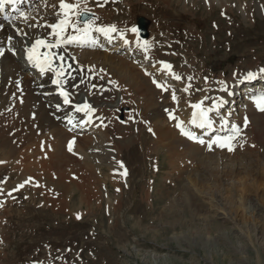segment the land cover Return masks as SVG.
Instances as JSON below:
<instances>
[{"label":"rangeland","instance_id":"obj_1","mask_svg":"<svg viewBox=\"0 0 264 264\" xmlns=\"http://www.w3.org/2000/svg\"><path fill=\"white\" fill-rule=\"evenodd\" d=\"M120 1L101 0L102 7L93 2V7L89 9L93 10L89 12L91 19L96 10L102 9L113 12L112 19L118 24L125 25V20L128 19L129 29L136 28V16L143 15L147 19L149 42L154 41L156 44H153L154 47L145 48L142 54L153 50L155 54L162 55L158 57L159 66L153 73L155 72V77L160 80L161 74L165 73V77L168 75L166 78L169 79L161 80L165 82V85H161L162 88L151 83L149 77L147 78L138 67L143 65V59L147 55L141 57L140 54H136L135 58L129 55L124 59L127 66L135 68L138 75L147 79L152 88L155 87L152 92L157 108L155 119L168 123L173 130H176L172 124L174 120L170 122L166 116L175 114L177 119L184 120V116L188 118L192 113L187 115L188 109L191 110L190 105L202 101L201 98L207 96L203 95L205 91L202 89L206 83L198 90L199 71L204 73L207 79L214 74L209 81L213 82L214 87L223 82L226 89H231L238 79L245 80L250 71L259 72L264 69V0H220V4V1H215L213 6L207 5L208 0H182L184 3L176 0V2L171 0L172 3L165 0ZM129 5L132 7L129 13L132 19L127 10ZM156 21H159L160 26L156 38H153ZM177 23H180V26ZM109 27L105 25V28ZM117 28L119 29H116V33L129 37L126 29L120 26ZM171 28L182 29L177 33L170 30ZM192 31L199 34H191ZM191 35L197 36L198 42L191 41ZM181 36L188 38L183 42ZM105 43H103L105 49L98 46L102 52L106 50L117 57L124 53L128 54L125 47ZM146 44L150 45L148 40ZM132 61L142 64L133 65ZM161 61H165L163 64L171 63V69L166 71L159 69ZM194 61L197 64L192 69L196 72L192 75L194 85L190 90L189 84L183 83L187 78L182 77L191 74V63ZM117 63L122 68V64ZM181 66L190 68V72ZM179 68L181 73L178 72ZM173 75L179 76L182 80L173 79ZM255 78L251 83L238 82L236 86L238 95L234 100L231 99V108L237 107L234 111H230V104L217 108L218 112L214 116L218 117H215V121L220 123L219 116L224 117L225 123L229 125H226L228 130L217 133L219 125H213L210 129L205 128L207 130L204 134L198 132L194 135L196 139L191 140L192 142L183 135L181 138L179 137L181 135L165 136L159 124L156 134H151L148 127L151 119L144 114L150 111L148 112L145 107L131 108L130 105L135 106L141 96L136 95L135 101L130 99L129 85L125 83L123 86L125 105L122 104L115 112L118 117L124 119V116L129 118V110L132 109V118L137 120L131 127L134 143L132 146H122L121 152L119 148L112 149L122 154L121 160L126 175L122 174L123 176L119 177L106 163L99 164L96 168L99 181L94 184L95 188L90 184L86 186L87 188L83 187L85 191L77 190L78 192L74 191L72 195L69 192L71 190L64 191L62 185L57 187L49 178H45V175L39 174L38 172H41L39 164L37 169L34 168V173H27L29 163L26 162L29 160L34 164L35 161L34 158L26 159L23 148L28 149L29 143L32 144L34 140L38 142V136L44 134V131L41 133L39 131L34 140L27 139L26 127L23 126L22 129L19 128L20 125L12 127L9 125L11 121L6 120L4 129L0 128V174L5 175L9 181L8 184H4L7 188L14 186V189L30 190L32 203L26 211L25 207L21 206H8L5 211L2 210L0 264H264V177L260 176L254 183V190H250L248 182H252V178L249 176L246 179L247 172H242L230 180L221 172L225 163H233L235 166L243 163L259 168L264 175V112L255 106V101L264 96V89L260 94L256 93L257 97L255 93H252L254 94L252 97L249 95L250 100L241 91L246 84L264 83L262 73ZM173 80L180 83H173ZM169 84L171 86H168ZM185 86L189 91H183ZM173 93L177 98L174 105ZM226 96L227 93L222 94V100ZM211 98L208 97L205 101L209 102ZM236 99L241 102L235 101ZM178 103L184 105L182 110L176 106ZM209 115L211 116L210 113ZM135 126L137 130L141 129L140 134L136 132ZM233 126L239 130L238 133L232 131ZM17 130H20L19 133ZM87 130L82 133L89 134ZM65 131L74 133L69 128H65ZM14 133L19 135L20 142ZM90 133L96 135L95 137H101L98 135L99 131ZM117 135L115 136L119 138L120 135ZM226 136L236 137L231 141L233 154L226 148L213 144L217 138ZM244 138L247 142L243 141ZM200 139H204L205 142L198 143ZM240 139L243 148L242 146L240 148L237 141ZM5 141L9 148L12 144L17 145L22 149V153L17 157H10L5 150L4 154L5 148L2 147V143ZM37 142H34L31 148L37 149L35 148ZM39 144L44 145L45 141L40 140ZM43 153L40 154V158L44 157ZM211 154L218 158L217 168L211 161L207 162L210 168H206V163L199 162L205 157L207 160ZM5 158L6 160H3ZM238 168V172L242 171V168ZM230 171L229 168L225 175H229ZM55 174L56 178L61 176L58 170ZM24 177L27 178L26 181ZM66 178L67 180L73 178V181L77 179L76 176ZM187 179L199 182L198 196L192 198L193 206L190 207L185 206L184 199H181L184 192L183 184ZM21 184L23 187H19ZM120 187L122 192H119ZM96 193L99 195L98 198ZM78 195L83 199V203L79 201ZM20 196L13 201L24 203ZM207 197H211V201L207 202ZM245 201H250L255 209L249 210L250 207L248 208ZM117 203L119 206H116ZM12 207L24 212H13ZM205 207L210 209L216 207L225 216L211 212L206 216L199 214L206 211ZM15 229H19V232L13 234Z\"/></svg>","mask_w":264,"mask_h":264},{"label":"bare ground","instance_id":"obj_2","mask_svg":"<svg viewBox=\"0 0 264 264\" xmlns=\"http://www.w3.org/2000/svg\"><path fill=\"white\" fill-rule=\"evenodd\" d=\"M30 1H31L30 7H26L24 5L21 6L20 11H23L24 13L23 15L12 14L10 19H6V20L2 19L0 16V52H2V49L4 48L3 54L0 55V128H2L1 130L4 129V126H6L5 124L6 120H8V122L11 121L9 125L12 127L20 125L19 128L22 129L24 126L28 130L27 139H31V140H34L36 138V134L39 131L40 133L41 131H44L43 132L44 134L38 136L39 137L38 142L34 140V142H37V146H35V148L37 149L31 148L34 142L32 144L29 143V145L27 143L28 149L24 150L23 148V154L26 156V159L32 160L34 158V161L36 163L33 164L32 161L29 162V160L28 162H26L27 164L29 163L27 169L28 174L34 173L35 169H37V165L39 164L41 169V172L40 171L38 172L39 174L45 175V178H49L57 187L58 185L59 186L62 185L64 191L71 190L69 191L71 195L74 193V191L78 192L77 190H84V188L90 184H92L93 188H95L94 184H96L97 181H99V179H97V172H96V168L99 166V164L106 163L107 167H109L111 170H115L118 176L122 177L124 175L123 173H126L124 164L121 160L122 154L119 153L118 150L112 148L113 147L119 148L121 152L122 146L133 145L134 138H133V132L131 131V127L133 126L134 122H137V120L132 118L131 115L132 109L129 110V118L124 116V119L118 117L117 113L115 112L117 108L119 110L121 105L126 102L123 91V86L125 83L129 85L130 99L135 101L136 95L141 96V98L137 100L135 106H133L132 104L130 105L131 108H136L137 106L139 109H142L145 107L147 111L148 110L150 111V113L145 112L144 114L148 115L149 118L151 119L148 126L151 134L153 133L156 134V131L158 130L157 124L160 125V128L162 130H164V135L165 136L167 135L168 137H178L179 135H181L180 131L179 130L177 131L175 127L178 122H182V126H184L186 129L195 128L189 123V121L192 118V113L194 111L193 108H192V113L190 115L189 113L191 112V110L190 108L188 109L187 111V115H189L188 118H185L184 116V120H180L177 118L175 119V122L172 124H174L176 130L170 128L168 123L161 122L160 120H156L155 115L157 114L156 113L157 108L155 106L154 99L152 97L153 88L155 89V87L153 86L152 88L150 84L147 83V79L138 75L135 68L131 69L129 66H127L126 65L127 62L124 58L117 57L114 55V53H108L106 50L102 52L98 48V45L94 46L90 42H85L84 44H69V45H65L63 48H54V49L41 48V53L49 52L55 54V56H53V63H52V67L54 69L60 71L61 68H63V72L59 76V78H57L55 73L52 72H45L44 74H41L39 68L34 67L28 61L27 49L31 47V45L36 39H44L49 37L51 33V29L44 27V25H49L57 22V17L55 13L59 11L58 6L60 4V0H30ZM165 1L172 3L171 0H165ZM176 1L179 3L183 2L182 0H176ZM215 1H220V0H208L207 5L210 4V6H213L215 5ZM66 2L73 3L74 0H66ZM220 3L221 1L219 2V4ZM92 7H93V0H80L79 7L76 8L75 10L76 14L72 16V19L73 21L76 22V26L78 28H84L86 27V25L85 24L81 25L82 23L79 21L77 14L81 12L83 9L89 10ZM130 8L132 10L131 6ZM96 14H97L96 17L93 18V20H90L94 27L105 28V25L107 24L110 27L114 26L116 29H119L117 28L119 26L125 29V25L118 24L115 22V20L112 19L114 15L113 12H106L104 9H102V10H96ZM126 33H128L130 36L132 32L127 29ZM68 34L78 35V33L72 31V29H69L68 32L65 34V36ZM133 34L135 35V33ZM107 35L108 38H106L101 33H97L93 31L90 33V39H94L96 43L100 44L101 46H104L103 43H105V41L103 42V40H106L107 43L112 42L117 44L115 47H120L121 45L125 46V41H122L125 39L126 41H129V44L131 46H128L129 48H127V52H126L128 54H124V56L125 55L131 56L133 52L136 53L140 52L142 54L145 51V47H143V45H147L146 44L147 41L145 44H143V40H141L140 38H138L137 40L135 38L131 40H127V36L125 37V34L124 35L118 34L116 32H109ZM114 35L116 39H113ZM122 35H123V39L119 40L121 39ZM52 39L54 40L55 37H52ZM74 47L76 49H74ZM80 47H83V49L79 50ZM88 48H92V50ZM60 55L64 57L63 60H59L55 58L56 56H60ZM146 55L147 57L146 58L144 57L146 60L144 61V64L141 65V67H144L148 71L147 72L143 71V72L146 74L147 78L149 77L148 79L151 81L152 84L154 85H156V83H159L160 85L164 84L165 82H161L160 79L155 77L156 73L155 72H154L155 74L153 73V71H157L156 69L159 66L158 59L155 57L154 51L153 50L150 51L149 54L147 53L142 54V56H146ZM74 56H76L75 63L72 61ZM41 59H43V57H41ZM117 62H120L122 64V68L121 65H119ZM112 63H115V65H112ZM78 66H80L79 69ZM250 72L254 75L256 74V71L254 72L250 71ZM260 73L262 72L261 71L257 72V74ZM262 74L264 77V73ZM167 76L168 75H166V77ZM56 79H59L60 82L59 86L56 83H53V80ZM240 80L241 79H238L237 81ZM153 81H156V83H154ZM235 84L236 83H234V86L231 90L233 93V97L236 94ZM168 86L171 85L169 84ZM59 87H63L68 91L66 95L70 99L69 103H64V97L61 94L57 93L56 90ZM116 87L118 88V90ZM185 88H187V91H189L187 86H185ZM261 89H264V83L260 82L258 83V85L256 84H252V86L247 85V87L243 88V91H249V92L252 91L250 92V94L253 93V91H255V93L258 94V92ZM4 92L5 95H3ZM142 95L145 96L142 97ZM231 99L234 100L235 98H231ZM73 103L79 104L78 107H83L84 105H88L91 111L85 110V111L77 112L76 108L70 106V104ZM173 117H176V115L174 114ZM210 120L212 122V126L216 125L212 119ZM223 121L224 120H222L221 124H219L218 128L220 129H218L217 133H219L220 131L223 133L224 131L228 130L227 129L228 125ZM87 127H89L88 128L89 134L82 133V130H85V128L87 130ZM65 128L72 129V132L74 133L66 132ZM95 130L99 131L98 135H101V137H95L96 135L94 136L90 133V131L95 132ZM140 131L141 129L140 130L136 129V132H139V134ZM202 131H206L205 128L204 129L196 128L194 132L195 134H197L198 132H202ZM1 134L4 135L3 132ZM117 134L120 135L119 138L115 136ZM14 135L16 139L18 138L17 139L18 142H20L19 135L17 133H14ZM179 137L181 138L182 135ZM247 138L248 136H246V139ZM246 139L244 138L243 141L247 142ZM40 140H44L45 144L44 145L39 144ZM69 141L73 142L71 151H69L67 148V144ZM237 141L240 144V148L241 146L243 148L244 146L241 145L242 139ZM6 142L7 141L2 143L3 144L2 147L5 148L3 153L6 150L8 152L7 154L10 157L12 156L17 157V155H20L22 153V149L19 148L17 145L12 144L9 148ZM246 142L243 143L245 144ZM23 144H21V146L25 147ZM194 145H196V143ZM94 148H97V150H95ZM237 151H241V150H237ZM42 152H44L43 153L44 157L40 158L39 156L40 154H42ZM231 154H233V152H231ZM6 158L3 160H6ZM205 158L199 162L206 163L207 164L206 168H210V165L207 163L210 161L212 162V164H214L215 168L218 167V164L216 163V160H218V158L215 155L211 154L210 156L207 157V160ZM262 160L263 158H261V161ZM122 164L123 167H121ZM238 167L242 168V171L238 172L239 171ZM229 168L231 169V171L228 173L229 175H225L226 171L229 170ZM57 170L60 171V175H61L58 176V178H56L57 176L55 177L56 175L55 173H57ZM221 172L223 173L222 175L227 176L229 180L234 179L237 175L239 176L240 173L242 172L244 173L247 172L246 179H248L249 176L250 178H252V182H248L249 183L248 187H250V190L251 189L254 190L255 188L254 183L257 181V179L260 176L264 177V175L262 174L259 168H255L253 165L250 166L249 164H243V163H239L236 166L233 163L231 164L225 163V165L221 169ZM51 176L53 179H51ZM70 176L71 177L76 176L77 178L76 181H73L74 180L73 178L72 180L69 178L67 180L66 177H70ZM26 180L27 178L24 181ZM197 183L194 180L187 179V181L183 184L184 192L181 195V199H184L185 201L184 205L187 207L193 206L192 198L194 197L196 198L198 196ZM123 185L121 186L123 187ZM9 189H14V186ZM245 189L247 190L248 188L245 187ZM119 192H122L121 187ZM96 195L98 198L99 195L97 193ZM119 197L121 198L120 195ZM78 199L80 202L83 203V199L79 197V195H78ZM208 200L211 201V197L209 198L207 197V202ZM245 202L248 204L247 205L248 208L250 207L249 210L255 209V206H253V204H251L250 201L249 202L245 201ZM116 206H119V203H117ZM202 211H204V209ZM210 212L221 216H225V214L222 212L220 213L216 207L212 209H210V207L206 208V211L201 213L199 212V214H205L206 216L207 214L210 215L209 214Z\"/></svg>","mask_w":264,"mask_h":264},{"label":"snow or ice","instance_id":"obj_3","mask_svg":"<svg viewBox=\"0 0 264 264\" xmlns=\"http://www.w3.org/2000/svg\"><path fill=\"white\" fill-rule=\"evenodd\" d=\"M98 6H103L101 0H96ZM21 3V0H0V14H3L5 11V7L7 5H13V4H19ZM80 0H74L73 3H68L66 0H60L59 4V11L55 13L57 17V22L49 25H44V27H47L51 29V33L48 38L44 39H36L35 42L31 45L30 48L27 49V59L28 61L34 66L39 68V71L41 74H44L45 72H52L55 73L57 78L62 74L63 68H61L60 71H57L52 67L53 63V56H55L54 53L49 52H43L40 53L38 50L41 48L44 49H54V48H63L65 45L69 44H84L85 42H90L91 44H95L96 41L94 39H90V33L95 31L97 33H101L106 38H108L109 32H115L116 28L114 26H111L109 28H100V27H94L92 22L89 20H84L83 23L86 25L84 28H78L76 26V22L73 21L72 16L76 14L75 10L79 7ZM15 11V9H13ZM79 17H83L85 15L84 11H81L77 14ZM7 19V17H5ZM69 29H72V31L78 33V35H66ZM132 33H136V28L129 29ZM52 37H55L53 40ZM121 39H123V36H121ZM125 43L127 44L128 41L125 40ZM143 47H147V45H143ZM3 53L0 52V55ZM43 57V59H41ZM56 59L63 60L64 57L62 55L56 56ZM165 69L170 70V65H163ZM261 72L264 73V69H261ZM255 76L252 73H248L245 77L246 80L254 79ZM173 79L179 80L181 79L179 76L173 75ZM190 79V78H189ZM156 83V81H153ZM53 83H56L59 86V79L53 80ZM156 86L158 88H162V86L159 83H156ZM190 87V85H189ZM183 91H187V88L183 89ZM221 91H226V88H222ZM61 95L64 97V103H69L68 97L65 93L61 92ZM173 101H176V96L173 94L172 96ZM203 101L190 105L191 108L194 109L192 113V118L189 121V123L195 127V128H212V122L209 118V112L215 111V108H209L205 109L202 107ZM255 106L257 109L261 112H264V96H261L259 99L255 101ZM91 111L88 105H84L83 107H77L76 111ZM169 119H176V117H173L171 114L169 115ZM71 122V121H69ZM177 129L180 131L181 135L186 136L189 140H195V136L184 126H182V122H178L176 124ZM232 131L234 133H238V129L233 126ZM235 137H226V138H217L213 141L214 144H218L221 147H224L227 149V151L231 152L233 151V148L231 146V140ZM198 143L203 144L204 141L199 140ZM72 143H69L68 150H72ZM123 167V165H121ZM126 175V173H123ZM19 187H23V185H20ZM18 190V189H17ZM11 195V193H9ZM77 219H79V216H77Z\"/></svg>","mask_w":264,"mask_h":264}]
</instances>
